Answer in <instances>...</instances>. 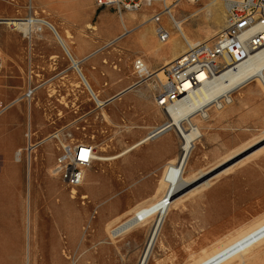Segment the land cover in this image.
I'll return each mask as SVG.
<instances>
[{
	"label": "rangeland",
	"instance_id": "rangeland-1",
	"mask_svg": "<svg viewBox=\"0 0 264 264\" xmlns=\"http://www.w3.org/2000/svg\"><path fill=\"white\" fill-rule=\"evenodd\" d=\"M222 6L184 0L176 10L192 35L198 36L197 44L207 41L205 32L225 11ZM143 13L151 14L139 12V20ZM30 17L49 21L68 38L71 51L75 46L86 53L81 60L86 76L103 98L113 99L105 108L107 119L85 86L77 88V75H71L74 88L40 91L31 104L22 102L30 54L45 71L55 69V61L60 71L71 66L48 28L27 36L13 31L7 22ZM122 18L128 20V14ZM139 20L126 32L114 10L98 9L93 0H0V103L16 102L0 118V264H138L148 229L114 239L109 230L127 220L133 209L164 193L159 190L167 164L180 149L177 134L172 131L121 159L96 162L74 194L51 172L61 142L47 139L63 130L61 134H70L75 141L93 144L98 157L113 158L167 121L155 103L161 87L156 78L132 88L138 82L136 59L158 70L171 57L148 53L140 42L144 27H139ZM163 23L173 30L167 18ZM213 31L216 36L209 44L216 42L222 28ZM234 97L235 105L226 112L213 113L208 122L197 119L204 137L192 160L196 182L177 195L182 204L167 218L163 246H157L150 264L193 263L264 218V88L253 82ZM76 120L75 128H67ZM30 124L33 143L41 146L29 194ZM19 150L22 163L16 161ZM208 180L211 186L204 188ZM28 201L33 222L37 220L30 233ZM250 264H264V247Z\"/></svg>",
	"mask_w": 264,
	"mask_h": 264
},
{
	"label": "bare ground",
	"instance_id": "bare-ground-1",
	"mask_svg": "<svg viewBox=\"0 0 264 264\" xmlns=\"http://www.w3.org/2000/svg\"><path fill=\"white\" fill-rule=\"evenodd\" d=\"M212 4H217L220 6L223 5L221 2H215V1H213ZM222 7H220L221 10H224L222 9ZM178 13L179 12L175 8L173 13V19H167L169 24L168 27H171L173 30L172 31L169 30L170 38L166 43H162L159 41V38L157 36V26L152 21L151 14L150 15H147L146 13L141 14L142 23L140 24L139 27H144V28L140 32L139 38L143 46L149 49V52L148 51L147 52L148 53L151 52L154 55H157L158 57L165 56V54L167 53L171 54V57L168 60V62L158 70H152L153 68L151 69L149 65L146 64V70L152 76L150 79L146 80V83L148 84L152 78H156L158 80V83L160 84H165L167 81V75H166L167 69H169L183 55H186L190 49L196 46V40L198 39V36L192 35V32H190L185 25L186 20L179 19ZM137 20H139L138 13H128V20L121 18V22L125 31L129 32L128 25L134 23ZM7 22L8 25L13 29V31L24 33L27 36L28 35L32 36V34L34 33L43 31L44 26L48 28L50 31H52L56 40L63 48L65 54L74 64L73 65L74 69L76 70L77 75L80 79L79 84H77V88H80L83 84L87 89V91L89 92V94L91 95V97L93 98V100L97 103L100 109L103 110L104 112L103 116L106 119L108 118V116L105 113L106 112L105 108L107 106L106 102L113 99L107 100L102 97L101 92L95 90L90 79L86 76L83 70L82 67V64H84L83 61L78 60L77 58L74 57L71 51L70 44L68 42V38L63 37L59 33L57 28L47 20H40L35 17H30L25 20L22 19L7 20ZM214 22L215 23L213 29H217L220 27L222 28V31L219 33L220 35L222 32H224L226 27L225 11H221L220 16H218V18H216ZM213 29H209L205 32L204 39H206L208 42L209 41L211 42L216 36V34H214ZM112 44L113 42H110L107 46H110ZM92 56H89L87 61L90 60ZM229 61L233 62V60H229ZM206 79L207 78L205 74L199 77V80H201V82H204V84L192 97L191 103L180 104L178 108L171 109V117L167 113L165 114L162 113L166 117V119L169 120L168 122L169 126H171L173 130H175L178 133L180 140L182 141L177 156L171 159L167 164L166 172L164 173L163 180L161 181L162 186L160 187L159 192L160 193L164 192V193H162L161 196L156 197L155 200L152 201L151 203L140 205L137 208L133 209L134 211L131 210L133 211V213L127 220L122 222L114 230L112 231L109 230V235L111 234L110 237L114 239L128 234L133 235L136 233L137 230L141 228L148 229L147 232L149 235L147 238L146 247L142 253V256L138 264H150L155 249L157 248V246H161L163 244L162 232L167 218L171 215V213L174 210H179V207L182 204L181 199L177 198V195L183 189L187 188L188 186L196 182V179L192 178V175L194 173V166L192 164V160L194 159V155L198 147L197 140L199 138L202 139L204 137V134L202 131L203 130L202 127L198 126L197 119L199 118L195 117V113L199 112V108L202 106V104L211 102L213 99L226 92H233L235 95L236 92L243 89L247 84L258 81L262 84V87L264 88V48H261L256 52L244 53L241 63L233 62L230 65V67H228L225 71H223L220 75H218L213 81H206ZM29 114L32 116V111ZM188 118H192V122H194L195 124L197 123L196 125L198 126V130H185L183 128L182 122ZM29 128L30 129H29L28 137L32 138V141L30 143L31 148L28 151L29 152L28 163L31 165L29 170L30 171L29 194H30L31 171L33 169V162L38 161L37 150L41 145L33 143L34 133H32L31 124L29 125ZM49 139H51L50 141H52L53 137L52 138L49 137L47 140ZM199 141L201 142L202 140ZM149 143H150L149 137L148 138L145 137L141 141L137 142L134 146L127 149L122 154L113 158L98 157L97 162L98 161L108 162V161H115L121 159L127 156L128 154L132 153L133 151L138 150ZM242 152L243 150L234 156H239L240 154H242ZM19 153L23 155V150L22 151L19 150L16 153V156ZM234 156L224 161V163L235 158ZM17 162L22 163L23 157L21 158L20 161L18 160ZM51 172L53 176L57 177L52 170ZM207 174H204L203 177L207 176ZM85 181H86V177H85ZM202 186H204V188L210 187L211 183L208 180L204 182ZM83 199H87V197L85 196L83 197ZM72 200H76V199L72 197ZM28 203H29L28 231L30 233L32 229V223L34 228L36 229L37 220L35 218L33 222L32 205L31 202L28 201ZM263 247H264V219L253 224L247 229L241 231L232 239L221 243L212 251L206 252L204 256H202L199 259L197 258V260L193 261V263L190 264H250L251 261L254 260L260 254V251Z\"/></svg>",
	"mask_w": 264,
	"mask_h": 264
},
{
	"label": "built area",
	"instance_id": "built-area-1",
	"mask_svg": "<svg viewBox=\"0 0 264 264\" xmlns=\"http://www.w3.org/2000/svg\"><path fill=\"white\" fill-rule=\"evenodd\" d=\"M182 1L184 0H93L98 9L114 10L121 18L128 13L150 11L151 19L157 26V36L162 43H166L170 38L169 29L163 23L164 19H173L174 9ZM207 1L221 2L224 5L226 27L224 32L216 38L214 44H209V42L196 44L186 55H183L167 69V81L165 84H161L154 99L157 108L170 117L171 109L178 108L180 104L191 103L192 97L204 84L199 80L201 75H206V81H213L233 62L241 63L244 53L256 52L264 48V0ZM29 40L31 41L32 38ZM229 60H233V62ZM52 65L55 69L42 70L34 64L33 58L30 57L27 75L28 84L22 102L26 101L31 104L30 102L34 100L40 91L58 93V90L67 86L74 88L71 75H77V72L74 69L73 62H71L69 69L61 71L58 70V62L55 61ZM134 70L138 76V82L132 88L144 85L146 80L152 77L146 70V63L143 59L138 58L135 60ZM233 95V92H226L211 102L202 104L199 112L195 113V117L199 118L201 122H208L211 120L213 113L226 112L235 105ZM111 102L112 100L106 102V105ZM15 105L16 102L8 105L1 103L0 118ZM56 120L57 118L52 119L53 124L56 123ZM168 122L167 119L165 123L148 134L147 138L149 137L150 142L156 141L172 131L177 134L180 140L178 133L169 126ZM77 123H79L78 120L71 122L67 128H75ZM182 125L185 130H198V126L192 122V118L184 120ZM62 131L50 137L61 142L52 171L74 194L76 189L83 186L88 170L97 162L98 152L93 144L75 141L70 134H61ZM27 139V151H29L32 138L27 136ZM199 140L201 139L199 138L197 141ZM180 142L182 144L181 140ZM21 158L22 154L19 153L16 156V161H20Z\"/></svg>",
	"mask_w": 264,
	"mask_h": 264
},
{
	"label": "crops",
	"instance_id": "crops-1",
	"mask_svg": "<svg viewBox=\"0 0 264 264\" xmlns=\"http://www.w3.org/2000/svg\"><path fill=\"white\" fill-rule=\"evenodd\" d=\"M30 47H33V41H30ZM72 53L74 55L75 58H77L78 60H84L85 58H87L86 53H82L80 52L75 46H72ZM33 54H30L29 57H32ZM84 65V64H83ZM82 65V66H83ZM0 67L2 68V66L0 65ZM203 131V130H202ZM18 152V151H17ZM30 164L28 163V167L30 168ZM264 219V218H263ZM262 220V219H261ZM259 222V221H258ZM257 223V222H256ZM255 224V223H254ZM252 226V225H251ZM232 239V238H231ZM230 240V239H229ZM226 242V241H224ZM205 251V250H204Z\"/></svg>",
	"mask_w": 264,
	"mask_h": 264
}]
</instances>
